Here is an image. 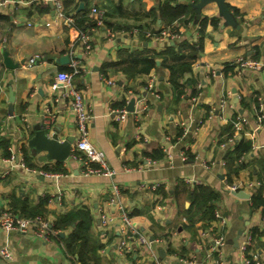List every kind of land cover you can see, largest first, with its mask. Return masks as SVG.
I'll return each instance as SVG.
<instances>
[{
	"label": "crops",
	"instance_id": "obj_1",
	"mask_svg": "<svg viewBox=\"0 0 264 264\" xmlns=\"http://www.w3.org/2000/svg\"><path fill=\"white\" fill-rule=\"evenodd\" d=\"M50 1L13 0L0 6V210L44 214L55 222L60 215L85 207L92 217V238L102 244L89 264H150L149 252L136 239L128 249L120 248L123 232L118 224H110L103 234L101 211L107 210L115 220L119 216L117 208L107 204L114 196L147 236L159 239L155 247L167 264H213L207 252L215 220L204 217L197 207L192 219L187 212L190 190L196 187L187 179L196 178L215 190L214 210L219 207L227 216L224 226L216 225L226 238L222 264H243L247 228L252 229L264 264V203L255 205L252 199L259 195L264 201V65L227 69L239 58L264 62V0H226L237 9L232 12L234 25L221 15L217 2H209L200 18L186 21L183 16L172 24L183 30L180 40L143 32L168 27L160 15L165 0H62L66 16L73 14L75 19L91 5L106 10L105 25L86 26L92 45L88 53L80 40L81 29L58 18L55 2ZM80 2L84 5L79 10ZM135 28L141 32L134 33ZM179 42H198L202 50L193 58L188 45L180 51L171 48ZM4 52L16 67L6 66ZM64 55L69 56L68 63L61 62ZM153 56L155 65L146 70L145 61ZM73 57L78 63L73 82L83 90L93 114L89 138L105 152L113 175H85L79 161L43 160L45 151L28 146L38 123L60 126L61 140L68 136L76 140L72 107L54 100L53 87L58 72L68 71ZM172 69L183 85L178 101ZM132 98L136 112L123 120L114 117L111 109L129 110ZM235 114L247 119L239 139L244 135L253 143L238 172L229 170L225 159L234 145L228 126ZM154 150L160 152L159 158L151 157ZM11 154H18L26 166L11 163ZM39 170L57 175L45 176ZM229 184L250 196L230 192ZM64 232L62 238L45 241L0 227V250L12 251L10 260L0 254V264H75L63 239L70 229ZM74 260L81 263L77 254Z\"/></svg>",
	"mask_w": 264,
	"mask_h": 264
},
{
	"label": "built area",
	"instance_id": "obj_2",
	"mask_svg": "<svg viewBox=\"0 0 264 264\" xmlns=\"http://www.w3.org/2000/svg\"><path fill=\"white\" fill-rule=\"evenodd\" d=\"M13 0H0V6L4 7L10 4ZM55 2L56 15L58 18L65 19L66 22L70 24L75 23V16L68 15L64 13V5L62 0H51ZM193 2L194 0H190ZM87 15L96 20L98 26L105 25L106 20V10L97 5H91L90 10ZM170 27V26H169ZM169 27L161 31H143L148 37L159 38L161 35H169L174 40H180L183 36V30H178L172 33ZM141 30L135 28L134 33H139ZM80 40L85 51L88 53L92 50V45L90 43V36L87 31H80ZM74 54V52H73ZM234 67H258L264 65V62L253 58H239L237 61L232 63ZM71 68L70 71H60L57 74L56 82L53 87L56 90L54 100L56 102H68L74 112V117L77 125V136L75 142L71 146V151L69 157L79 161L83 165L82 172L85 175L89 174H115L113 169H109L106 165L105 152L94 145L89 138V123L92 120L93 114L89 105L87 104L83 90L79 89L73 82L74 76L78 73V63L76 58H72L69 63ZM153 79L149 84L153 87ZM112 83V80H108ZM136 112L129 111L126 107L124 108H113L111 113L119 120H123L127 115ZM234 122V134L229 138V141L235 144L236 139L241 137V134L246 130L247 119L244 116L237 115ZM139 137V135H136ZM168 158L172 155L167 152ZM146 162H152L150 157H145ZM243 156L239 159L241 161ZM11 163L16 165L26 166L24 159L19 158L18 154H11L9 159ZM153 163V162H152ZM39 173L45 176H56L57 174L51 173L46 170H39ZM187 182L197 186L200 183L196 178H188ZM151 187L155 189L157 184H151ZM114 192L119 191L118 185H114ZM228 190L230 192H236L239 190L236 184H229ZM108 205L117 208L119 212L118 219L115 220L107 210L103 209L99 215V224L102 227L101 230L103 234H106L110 224H118L120 230L123 232V238L120 241V248L128 249L131 240L136 239L144 252H149L150 264H167L164 259L159 254V251L155 247V242L159 239H152L147 236L133 221L132 216L127 207L121 205L115 197H111L108 200ZM214 229L213 238L211 240V245L208 248L207 257L213 264H222L224 257L222 255V247L226 243V238L222 231L217 230L216 225L224 226L226 224L227 216L222 211L221 208H215L214 210ZM0 227L6 230H17L23 234H33L37 238L45 241H49L53 238L59 239L60 230L55 228L54 222L49 220L43 215L35 216H23L12 210L11 208H4L0 210ZM213 229V228H212ZM255 243L253 241L252 229L247 228L244 232L243 239V251H244V261L243 264H263L262 263V253L260 249L255 248ZM251 250L248 251L249 247ZM0 254L6 260H10L12 257V251L9 248H3L0 250ZM216 254V255H215ZM72 262L75 264H82L74 260L73 256L69 254ZM71 264V263H69Z\"/></svg>",
	"mask_w": 264,
	"mask_h": 264
},
{
	"label": "trees",
	"instance_id": "obj_3",
	"mask_svg": "<svg viewBox=\"0 0 264 264\" xmlns=\"http://www.w3.org/2000/svg\"><path fill=\"white\" fill-rule=\"evenodd\" d=\"M148 1L151 2L150 0ZM172 1H175L174 5ZM198 1L199 0H194L193 2H191L190 0H187L183 3V2H179L178 0H165L163 4L160 5V15L163 18V20L166 22V25L168 27L170 26L169 29L172 33L178 31L176 27H172L173 26L172 24L177 19L186 16L185 20L188 21V20H192L195 17L196 13L194 9V4ZM66 3H68V0H66ZM228 5L233 13L237 11L236 8H233L230 4ZM151 10H155V8L152 7ZM66 12L68 13V11ZM207 19H208L207 16L202 18L201 22L203 26ZM212 20H214V18ZM75 23L82 31H86V26L89 23L94 26H98L96 20L87 15V11H84L82 14L79 15L77 13ZM187 45H188L187 42H179L177 44V47L173 46L171 48L172 49L177 48V51H180L184 46ZM188 46L191 48L192 52L190 55L193 58L196 57L202 50L201 44L198 42ZM155 59H156L155 56H153L150 59H146L145 61L147 67L146 70H149L151 66L155 65V61H156ZM184 65H186V68L190 69L191 64L187 63ZM227 69L233 70L234 65L230 63L229 66H227ZM70 70L71 68H69L68 71ZM171 81L174 84L175 100L178 101L181 98V94L183 93V85L180 82L179 78L177 77V71L175 69H172ZM236 116L237 114H235V118ZM228 128L232 129V132L229 135L230 136L233 135L234 132L233 121L232 123L229 124ZM252 144H253L252 141L250 139H247L244 135L242 136L241 139H236L233 148H231L225 155V159L227 161L229 170L238 172L239 168L243 166L242 161L240 162V164H237L238 159H240L244 154L252 150V146H253ZM150 155L153 158H159L158 156H160L161 154L159 151L157 152L156 150H154L153 152L150 153ZM252 197H253L252 198L253 202H255V205L264 203L263 199L259 195H255V196L253 195ZM190 199L192 201V204L187 210V212L191 214L190 219L193 218V214L191 212L192 210H194L195 207L201 209V211L205 214L204 217L207 216L209 219L214 218V206H215V201L217 199V195L215 190L211 186L205 184L197 185L194 189L190 190ZM35 215H39V214L34 213L32 215H26V216H35ZM40 215H44V214H40ZM73 222H75L76 225L72 228L71 225ZM91 222H92V217L90 215L89 210L85 207H82L76 211L62 214L54 222L55 228L59 229L61 232L70 229L68 236L63 238L65 240L67 251L69 254L73 256V258H75L77 254L78 260L81 261L82 264H89V260L95 254L96 248L102 246V244L97 243L92 238L91 228H89ZM256 232L257 229H254V234ZM59 238H62L61 235H59Z\"/></svg>",
	"mask_w": 264,
	"mask_h": 264
},
{
	"label": "water",
	"instance_id": "obj_4",
	"mask_svg": "<svg viewBox=\"0 0 264 264\" xmlns=\"http://www.w3.org/2000/svg\"><path fill=\"white\" fill-rule=\"evenodd\" d=\"M215 1L219 6V10L221 15L225 18L227 23L234 25L236 22V18L232 13L231 9L229 8L228 3L226 0H199L194 4V9L196 11V17L200 18L202 8L209 2ZM50 4L53 3L50 1ZM84 2H80L79 10L83 7ZM4 61L7 67L14 68L18 64L14 63L13 60L9 57L8 52H4ZM62 63L69 62V56L64 55L61 57ZM11 101H14L13 95H11ZM135 98H132L129 103V111L135 110ZM60 126H48L46 123H38L34 127V132L30 136L28 140V146L32 149H36L38 152L45 151L46 154L43 155V160H57V161H65L71 151L72 143L75 140V136H68L64 140L60 138ZM238 196L242 197H249L250 194L246 193L244 190H238L234 192ZM243 232L242 230L239 231L241 235ZM66 232H60V235L63 237L65 236ZM238 245V243H236Z\"/></svg>",
	"mask_w": 264,
	"mask_h": 264
}]
</instances>
